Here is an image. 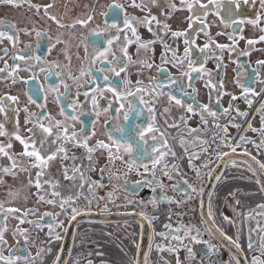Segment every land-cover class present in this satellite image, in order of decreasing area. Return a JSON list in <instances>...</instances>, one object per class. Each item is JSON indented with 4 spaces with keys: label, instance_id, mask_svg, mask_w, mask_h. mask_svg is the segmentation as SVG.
I'll use <instances>...</instances> for the list:
<instances>
[{
    "label": "flooded vegetation",
    "instance_id": "1",
    "mask_svg": "<svg viewBox=\"0 0 264 264\" xmlns=\"http://www.w3.org/2000/svg\"><path fill=\"white\" fill-rule=\"evenodd\" d=\"M97 1L100 6L83 9L71 5L62 7V0H44L42 3L18 0L12 5L0 4V69H3L0 71V99L5 109L0 112V122L7 133L0 136V145L7 153H0V168H9L15 173L0 171V182L9 177L11 184L12 179H24L32 186V201L28 204L0 201L5 210L0 212V232L7 242L6 246L0 245V253L7 257L10 255L8 248H13L15 251L11 255L14 257H29L27 261L19 260L16 264H56L57 257H63L70 243V234H73L72 246L63 264H88L89 260L92 264H136L140 233L138 219L77 221L74 230L68 234V223L76 211L73 213L71 210L73 203H66L63 210L61 208V199L72 196L80 189L87 191L98 186L101 187L99 192H103L102 187L109 182V177L105 175L106 169L110 168L109 151L115 158L112 169L120 163L117 158L121 161L129 159L124 148H118L112 141L121 140V134L114 130L117 125L128 130L131 121L123 122L122 113L128 108V100H134L144 110L136 123L145 127L152 122L147 109L154 108V126L158 131L154 130L149 136L161 137L163 134L162 140L167 141L175 154L164 157L170 168L172 165L176 169L190 166L195 174L199 169L203 178V173H210L222 154L236 156L226 159L212 191L210 226L213 232H219L221 237L230 238L235 245H240L244 257L242 259V255L238 254L240 264H250L253 257L264 260L260 251V236L264 235L260 231L264 227V192L261 191L260 180H264V172L257 163H264V148L257 147L264 140L260 131L264 111H259L264 104V64L258 63L264 61V41H259V37L264 35L260 30L264 22L259 26L248 22L261 13L260 3L258 0L252 3L241 0L237 6L232 0H212L211 3L209 0H142V7H137L135 5H140L141 0ZM91 2L93 5V0ZM23 7L30 11L26 12ZM125 15L136 18L147 16L152 31H149L148 23H136L135 35L131 30L123 29ZM88 16L91 20L77 23ZM157 21L161 22L159 26ZM164 24L168 27L165 28ZM113 25L121 29L120 39L114 40V47L116 55L122 59L115 65L109 63L113 59L112 51L106 53L107 62H102L95 51L108 47L107 38L116 32ZM248 40L257 42L249 45ZM142 44H146V48ZM205 45L208 47L205 48ZM186 47L190 48L195 66H203L202 71L191 72L185 56ZM124 48L127 57L121 50ZM245 52L249 54L244 55ZM174 60L178 62L174 64ZM113 67L117 70L126 67L127 70L117 76L110 70ZM98 68L103 71H98ZM185 73H190L192 79ZM173 79L179 83L173 85ZM126 80L130 82L127 85ZM125 88L136 95L123 101L124 109L118 114L116 109L120 104L116 101V92L110 89L123 93ZM245 89L252 91L245 92ZM257 93L259 95H255ZM169 94L179 98L181 104L177 105L174 99L170 101ZM244 95L249 97L250 106L243 99ZM233 96L237 99L233 100ZM141 100L145 103L141 104ZM236 100H242L250 112L235 109ZM230 101V112L225 115L223 109L229 108ZM187 105H192V112L187 110ZM204 105L216 112V116L208 115L202 107ZM238 112L246 113V116L241 120ZM202 115L207 123L202 121ZM73 116L77 118L73 119ZM49 117L66 126L69 137L75 132L76 139L83 143L61 138L67 158L62 159L65 153H57V159L50 162L39 178L41 187L37 188L36 172L40 169L31 167L36 163L34 157L22 155L24 145L15 136L18 134L27 140L34 133L38 141L39 136L44 134L40 125L53 126ZM233 124H239V127ZM249 124L256 131L248 130ZM242 136L256 143H240L237 146ZM53 138L49 137V143L45 144L49 153L58 147L50 143ZM222 140L230 141V146L223 144ZM9 143L10 148L7 147ZM101 144H107L109 148ZM152 144L149 140V153ZM205 145L208 146L207 151L204 150ZM10 156L17 157V169H12ZM102 158L108 159L107 162L100 161ZM244 159L250 160L255 169H249ZM74 167L79 169L76 178L65 179V169L72 175ZM25 168L30 172L22 170ZM79 173H84L83 180L77 175ZM95 173L96 176H93ZM45 180L58 182L56 190L59 196H52L53 189L45 184ZM70 182L75 183L68 188ZM223 188L227 190L217 192ZM23 194L28 192L22 190L16 193L18 197ZM49 200H55V203H48ZM96 203L93 201L92 205ZM112 207L114 205L108 200L97 209L106 211ZM9 208L17 211L9 213ZM75 209L79 210L76 206ZM116 209L133 207L117 206ZM164 209L140 210L151 230L145 255L147 264H237L230 248L217 241L208 228L199 230L201 235L198 238L203 242L195 243L191 235L196 234L197 227H184ZM21 219L32 223H21ZM125 227L128 229L125 230ZM17 228L24 231H17ZM182 228H191L190 235L185 236ZM9 229L10 236H7L4 231ZM117 229H123L122 236L117 235ZM92 233L98 234L95 235V244L89 247L77 245L79 240L94 242ZM250 240L253 244L251 250L248 248ZM188 248L192 249L191 254Z\"/></svg>",
    "mask_w": 264,
    "mask_h": 264
},
{
    "label": "snow or ice",
    "instance_id": "2",
    "mask_svg": "<svg viewBox=\"0 0 264 264\" xmlns=\"http://www.w3.org/2000/svg\"><path fill=\"white\" fill-rule=\"evenodd\" d=\"M18 0H0V4H8V5H12L17 3ZM212 0H209V3H211ZM233 3H235L237 6L240 5L241 0H232ZM244 3H252L255 2V0H243ZM258 2L261 5V13L258 14L255 19H251L248 22L252 23L253 25H257L259 26L261 24V22H264V0H258ZM137 7H142V0H141V4L140 5H135ZM230 11V10H229ZM91 20V16H88L86 19H82L77 21V23H81L84 24L87 21ZM152 20H155V17H152ZM136 23L139 24H145L148 23L149 24V31H152V27H151V23L148 19V17H143V18H136V17H132L129 15H125L123 18V29L125 30H131L133 32V34L135 35V27L134 25ZM161 22L157 21V25L159 26ZM165 28L168 27V25L164 24L163 25ZM114 28H116V32L107 38L106 42L108 47L104 48L103 51H99L98 49H95L96 54L99 58H101L102 62H107V56L106 53L109 51H112V55H113V59L111 62V64H118L120 62V60L122 59V57L116 55V51H115V47H114V40H119L120 36H121V29L117 26V25H113ZM105 30H107V26H105ZM262 32H264V27H261L260 29ZM179 33H173V35H178ZM0 35H2V33H0ZM39 35V34H38ZM125 41L127 42V38L125 37ZM259 41H264V35H261L259 37ZM59 42V41H57ZM257 41H253V40H248L247 43L249 45H252L254 43H256ZM186 43H190L188 41H186ZM142 47L146 48V44H142ZM205 48L208 47V45L204 46ZM222 47V46H221ZM124 53V57L128 56V53L126 51V48L121 49ZM201 51H203V49H201ZM138 54H139V49H138ZM244 55H248L249 53L245 52L243 53ZM185 56L186 58H188V67L191 70V72H200L203 70V66L201 65V67L197 68L195 66L196 61H194L191 56H190V48L186 47L185 48ZM36 59H39V57H37ZM162 62H163V57H162ZM178 61H173V63H177ZM258 63L260 64H264V61H258ZM148 67H151V65H146ZM111 71H113L115 73V75L119 76L120 72H126V67H120L118 70L113 67L110 69ZM0 71H3V69H0ZM98 71H103V69H99ZM187 75H189V79L191 80L192 77L190 75V73H185ZM104 80L107 81L108 77L105 76ZM129 81H125V84H129ZM137 83L139 84L140 82L137 81ZM171 83L173 85L178 84L179 81L177 80H171ZM65 87H67V85H65ZM112 91L116 92V101L120 104V107H118L116 109V112L118 114L121 113V110L124 109V103L123 101L128 100L129 97H135V93L131 92L130 90H128V88H125L124 92L121 93L119 92L118 89H110ZM181 92H183V89H180ZM251 89H245V92H251ZM264 91V90H262ZM185 95H187V93H184ZM255 95H259L258 93ZM10 99H15V97H10ZM175 100V103L177 105L181 104V100L179 98H176L174 96H172L171 94H169V100ZM233 100L237 99V97L233 96L232 98ZM243 99L245 100L246 103L251 104V101L249 99V97L247 95L243 96ZM141 104H144L145 102L143 100L140 101ZM219 103V101H218ZM93 104H96V100L95 98H93ZM3 105V100L0 99V112H4L5 109L2 106ZM204 111L208 112V115L215 117L216 116V112L211 111L207 105L202 106ZM231 109V101H230V106L228 109H223V112L225 113V115L229 114ZM187 110L189 112L193 111L192 105H187ZM104 111L106 112L107 109L105 108ZM148 113L151 114V120L152 122H150L146 127L144 125L138 124L136 123L137 120H139L141 118V116L143 115L144 110L142 108H139L134 100H128V108L126 111H123L122 113V117H123V122H129L130 126L128 128L127 131H125V128L117 125L115 127V131L119 132L121 134V140L116 141L113 140L112 143L113 145L119 147H123L125 152L129 154V159L128 161H126V164L128 166V168L131 170L133 167H136L137 170H139V168H143L144 173H147L146 176L143 177V179L139 182H137V184L133 185V191H135V189L137 187H141V186H148L151 191L155 192V187H153V185H159L160 188H163V185L161 183V179L158 178L156 176V172L157 170H159L163 176H167L169 179L172 178L173 172L176 171V166L172 165L171 168L169 167V165L164 162V157L167 155H175L170 147L167 144L166 140H162V135L161 137H158L156 135H151L149 136V133H152L154 130L158 131V129H155L154 126V121H155V115H154V108L149 107L147 109ZM165 111H168V109H165ZM259 111H264V104L261 105V109ZM238 116L239 118L242 120L245 116L246 113H239L238 112ZM73 119H76L77 117L73 116ZM49 121L53 124V126L51 127H45L44 125H40L41 131L42 133L46 134L44 136V138L40 139L39 141L36 140L35 138V134L33 133L32 136H30L27 140L22 139L18 134L15 136V139L20 141L21 144L24 145L25 151L24 153H22V155H26L28 157H34L36 163H33L31 165V167L33 168H38L40 169L39 171L36 172V177H37V182L35 184V186L37 188H40L41 185L39 183V178L44 175V170L47 169L49 167V164L51 161H54L57 159V153H65V156L62 157V159H66L67 155L66 152L67 150L63 147V145L60 143L61 138H63L65 141L69 140V139H75L77 144H81L83 143V141H80L78 139H76L77 134L75 132L72 133L71 137L68 136V132H67V127L62 125L61 122L59 121H52V118L49 117L48 118ZM201 119L204 123H207V120L204 119L203 115L201 116ZM28 122V121H26ZM35 123V122H34ZM232 126L234 127H239V124H233ZM61 129H63V131H61ZM248 130H252V131H256V129H253L252 126L249 124ZM30 132H32V129H29ZM261 134L264 135V116H262L261 118ZM225 134H227V128L225 127L224 129ZM3 135H7V133L4 130V124L2 122H0V136ZM49 137H55L53 139H51L50 143L52 145H58V147L55 148V150L51 151L49 153V150L47 148H43V146L46 143H49ZM109 139H111V135L109 134ZM151 140L153 142L152 146H151V153H149L148 151V141ZM223 144H225L226 146H230V141L228 140H222L221 141ZM37 143H39L40 147H37ZM240 143H253L255 144V141H248L245 137H241L240 141L238 142L237 146H239ZM31 146V150H29V147ZM102 147L104 148H109V145L107 144H101ZM7 147H11V144L9 143L7 145ZM207 145H205V151H207ZM257 147L260 148H264V140H261L259 145H257ZM43 149V151L41 150ZM89 151H91V149H89ZM233 152H235V148L232 149ZM0 153H3L5 155H7V153L5 152L4 146L0 145ZM247 154V153H245ZM189 155L191 156V153H189ZM227 155V154H224ZM10 159L13 160L12 163V169H17L19 166L17 164V157L14 156H10ZM73 159H75V157H73ZM109 162H112V153L111 151H109ZM255 159V158H253ZM89 160H91V157H89ZM190 165H191V160H190ZM257 163L259 164V168L262 172H264V163H261L259 161H257ZM204 167H209V165H204ZM249 169H251V165L248 166ZM24 171H29L30 169L25 168L22 169ZM0 171L4 172V173H11V174H15L14 172L11 171V169L9 168H0ZM79 171L78 167H74L72 169V175L68 174V169H65V179H75L76 178V173ZM103 171V169H102ZM138 174H140L138 172ZM196 175L198 178L201 177V172L199 169L196 170ZM217 180H219V177H216ZM81 180H83V175L81 174ZM32 181L30 180L29 183H31ZM185 184H187V181L184 182ZM45 184H49L53 191H52V196H59V192L56 190L59 185L58 182L53 181V180H45ZM81 187H83V184H81ZM189 188H191V191H196L195 188H192L191 185H188ZM181 189L179 188H173V191H179ZM261 191H264V185H262L261 187ZM9 195H13V193H9ZM111 195V194H109ZM185 195L186 196H190V193L185 191ZM43 199V198H41ZM73 197H67V198H62L61 199V208L63 210V206L66 203H71L73 201ZM161 201L163 202H167V203H172L173 201L171 200H167L166 197H161L160 198ZM48 203H55V200H49ZM150 203H153L155 205L156 203V199L153 198L152 201H150ZM72 212L75 213L76 209L75 206L73 204L72 206ZM5 210L3 209V206L0 205V212H4ZM17 211V209H13V208H9L7 209V212L12 213ZM63 214V213H62ZM73 220L75 219V215H73L71 217ZM225 220H227V217H224ZM21 223H32L31 221H25L23 219H21L20 221ZM38 223V222H37ZM49 229H50V234H51V225H49ZM184 232L185 236H189L191 233V228H182L181 229ZM17 231H24L21 230L19 228H17ZM260 231L262 233H264V227L260 228ZM209 232H211V228L209 229ZM201 235V233L199 232V230H196V234L195 235H191V239L195 242V243H201L203 241H201L198 237ZM174 238H178V237H174ZM57 239H59V236L57 235ZM27 242V241H26ZM206 243V242H204ZM7 242L4 240L3 238V234L2 232H0V245H4L6 246ZM159 245H157V248L159 249ZM235 247L237 249L240 248V245L237 243L235 245ZM253 247V244L251 242V240L249 241L248 244V248L249 250H251ZM26 250V249H25ZM8 251L10 253L9 256L5 257L2 253H0V262H3V264H16L17 261L19 260H24L27 261L29 259V257L27 256H18V257H14L13 255H11L12 252L15 251V249L13 248H8ZM260 251H261V255H264V235L260 236ZM188 252L191 254L192 253V249L188 248ZM61 260V257H57V262L56 264H59ZM88 264H92V261L89 260ZM145 264H147V256H145ZM237 264H240L239 260H237ZM250 264H264V260H261L258 257H253L251 259Z\"/></svg>",
    "mask_w": 264,
    "mask_h": 264
},
{
    "label": "built area",
    "instance_id": "3",
    "mask_svg": "<svg viewBox=\"0 0 264 264\" xmlns=\"http://www.w3.org/2000/svg\"><path fill=\"white\" fill-rule=\"evenodd\" d=\"M244 106L240 101L236 102L234 107L238 110H245V106ZM116 170L111 169V170H107V174L108 175H112L117 177L118 179L124 180V181H129V182H137L139 179L138 177V172L139 170H137L136 167H133L131 170L128 168L126 162H120L117 165ZM140 169V168H139ZM114 170V171H112ZM131 173L133 174L132 177ZM163 177L165 179V181H162V183H166L167 189L164 190V187L159 191L162 195H165L167 198H170L171 201H173L172 203H168L166 208L162 207L161 209L159 208V210H166L172 217V219H174L175 221L180 222L182 225H184L185 227H189V226H193V227H199L201 220L198 217L197 214V203L199 202V198H200V188L199 190H197L195 187H201V180L202 178H198L197 175L195 174V171L192 170L189 173H178L177 176H175L171 179H169L167 176H163L160 175V178ZM187 181L188 185H191L193 188L196 189V191L194 193H192L190 196H186L185 195V190L181 189L179 191H173V188L175 185H177L178 183H183ZM142 187L139 191H142L146 188ZM108 192H111L114 194V197L112 199V204L114 205V207L117 206H121V207H126L128 205L130 206H134L136 208H140L143 210H151L154 208V204L150 203L149 204H142V205H147L148 208H144L143 206H141V203H138L137 201H135L133 198L134 194L136 193H129L125 188L123 187H117L116 184L112 181L108 188H107ZM138 192V191H137ZM177 193V192H181L179 195H174L173 193ZM117 194H119L117 196ZM80 197H78L75 201V203L81 207L83 210H87V209H97L101 203L102 200H98L96 204L92 205V203H90L84 195L79 194ZM155 198V197H154ZM177 202L174 203V202ZM150 202V201H149ZM91 206V207H90ZM189 206L191 208V210L186 211V207ZM195 212V213H194ZM185 214V215H184ZM187 215V216H186Z\"/></svg>",
    "mask_w": 264,
    "mask_h": 264
},
{
    "label": "water",
    "instance_id": "4",
    "mask_svg": "<svg viewBox=\"0 0 264 264\" xmlns=\"http://www.w3.org/2000/svg\"><path fill=\"white\" fill-rule=\"evenodd\" d=\"M230 156L236 157L230 153L227 155H224V154L221 155V157L215 163L211 172L207 175L206 181H205L203 188H202L198 211H199V215L201 216L203 221L206 223L208 229L211 228V226H210L211 218L209 215V201H210L211 193H212V190H213L215 183L217 181L216 177L220 176L221 171H222L224 164L226 162V159L229 158ZM244 160L249 165H251L252 168L255 169V165L252 164L250 160H247V159H244ZM262 185H264V180H260V187H262ZM125 186H126V184H125ZM132 212L135 215V216L133 215L134 216L133 219H138L140 222V228H139L140 233H139V238H138L135 263L136 264H144L145 253H146V250L148 249V246H149L151 230H150L149 224L145 221V219L141 213H139L137 211H132ZM126 214H127V211H111V212L110 211L109 212L79 211V212L75 213V217H76V220L84 221V222H111V221H120V220H131L129 218H126L127 217ZM71 220H72V218H71ZM71 220H70V222H71ZM70 222L68 223V226H67L68 234L71 231ZM211 233L214 236H217V238L222 242V244L226 248H228V247L230 248V249L229 248L228 249L231 250V252L237 258V260H239L237 257L239 253L242 255V259H244L240 248L237 249L235 247L232 249V246H231L228 238H226L224 236L223 237L218 236L217 234H219V232L218 233L213 232L212 228H211ZM71 244H72V239H71V242L69 243V245L67 246L66 251L63 253V257L61 258L59 264H63V261L69 252ZM239 262H240V260H239Z\"/></svg>",
    "mask_w": 264,
    "mask_h": 264
},
{
    "label": "rangeland",
    "instance_id": "5",
    "mask_svg": "<svg viewBox=\"0 0 264 264\" xmlns=\"http://www.w3.org/2000/svg\"><path fill=\"white\" fill-rule=\"evenodd\" d=\"M44 0H32V2H38V3H42ZM60 5H62V7H64V6H66V7H69L70 5L71 6H74V7H77V6H79V8H84V7H90L91 6V8H94L96 5L97 6H100V2H98L97 0H93V5H92V2H91V0H62V2L60 3ZM23 9H25L26 10V12H28V11H30V10H28V9H26V8H24L23 7ZM16 11H17V8H16ZM19 11V13L21 14V10H18ZM41 23H42V19H41ZM44 136H45V134H43L42 136H39V138H38V141L40 140V139H42V138H44ZM16 146V145H15ZM18 147H19V144H18ZM40 147V146H39ZM46 146L44 145L43 146V148H45ZM102 160H104L105 162H107V160L108 159H105V158H102V159H100V161H102ZM115 160V158H112V161H114ZM117 160L118 161H120L121 162V160H120V158H117ZM81 161H83V160H81ZM109 162V161H108ZM113 165V163L112 162H110V167ZM117 168H119V167H116L114 170H116ZM183 168H186V167H184L183 166ZM114 170H112V171H114ZM81 174L83 175V177H84V173H79V174H77L78 176L80 175L81 176ZM96 174L97 173H95V174H93V176H96ZM205 174V172L203 173V175ZM133 176V174L131 173V176L130 177H132ZM173 176V175H172ZM1 177V176H0ZM202 183H203V181H201ZM12 183L13 184H11V182H10V178L8 177L6 180L5 179H3V181H1L0 182V185H1V187H0V201H2V202H4V201H13V203H16L17 205H21V204H28L29 202H31L32 201V195H31V193H30V189L32 188V186H30V185H28V184H26L27 182L23 179V181H19V180H15V179H12ZM75 182H70L67 186H68V188L70 187V186H72L73 184H74ZM114 183L116 184V186L117 187H121L120 185H122V183L120 182V181H114ZM163 186H167L166 185V183H164L163 184ZM94 188H96V189H98V186L97 187H94ZM94 188H91V189H89V190H87V191H83L82 189H80V190H78L77 191V193H74L72 196H68V197H73L74 199H73V201L71 202V203H75V201H76V199L78 198V197H80L79 196V194H81V195H86L87 197H86V199H88V200H92L94 197H95V193L96 192H91L92 191V189H94ZM99 188H101V187H99ZM197 190H199V188L200 187H195ZM22 190H24V191H27L28 192V194L27 195H25V194H23L21 197H18L17 195H16V193H20V192H22ZM224 190H227V188H223V189H218L217 190V192H222V191H224ZM13 193V195H9V193ZM119 194H117V196H118ZM160 198L161 197H156L155 199H156V203L158 204L159 202H160ZM215 204V203H214ZM74 205H76V204H74ZM217 205V204H216ZM215 205V207H217ZM141 206H143L144 208H148V206L147 205H142L141 204ZM91 207V206H90ZM156 208V207H155ZM162 207H160V209H161ZM68 209V208H67ZM216 209V208H215ZM154 211H155V209H153ZM158 224H160V223H157V225ZM129 226V225H128ZM125 230H127L128 228L127 227H125L124 228ZM122 231H123V229H117V235L118 236H122L123 235V233H122ZM5 232V234L7 235V236H10V229L9 230H5L4 231ZM95 235H98V234H95V233H92L91 234V236H92V238L94 239V242L93 241H90V243H89V240H88V242L87 243H85V242H81L82 240H79L78 241V243H77V245L79 244V245H83L84 247H89V245H91V244H95L96 242H97V240H96V237H95ZM72 240H73V238H72ZM71 246H72V244H71ZM217 246L220 248V244H217Z\"/></svg>",
    "mask_w": 264,
    "mask_h": 264
},
{
    "label": "bare ground",
    "instance_id": "6",
    "mask_svg": "<svg viewBox=\"0 0 264 264\" xmlns=\"http://www.w3.org/2000/svg\"><path fill=\"white\" fill-rule=\"evenodd\" d=\"M242 107H244V106H242ZM192 171V167H190V166H186V168H183V167H181V168H178V169H176V171H174L173 172V178L175 177V176H177L178 175V173H181V172H183V173H189V172H191ZM139 173L140 174H138V177H139V179L140 180H138L137 182H139V181H141L142 179H143V177L144 176H146L147 175V173H144V170H143V168H140L139 169ZM209 174V173H208ZM207 174V175H208ZM160 175H162V173L159 171V170H157V172H156V176L158 177V178H160ZM207 175L205 176L206 178H207ZM161 179V183H162V181H165V179L163 178V177H161L160 178ZM217 182V181H216ZM162 185H163V183H162ZM215 185H216V183H215ZM146 185H144V186H141V187H138V189H135V191H133V189L132 190H127L129 193H135L134 194V196H133V198L132 199H134L135 201H137L138 203H141V204H149L150 205V202L149 201H152L153 200V198L155 197V195H158V192L161 190V188H160V186L159 185H153V187H155V192H153V191H151V189L147 186L144 190H142V191H139L142 187H145ZM186 186V188H187V190H188V192L190 193V195L192 194V193H194L193 191H191V188H189L188 187V183L187 184H183V183H178L177 185H175L174 187L175 188H179V189H183L184 187ZM164 187V190H166L167 189V187H165V186H163ZM192 187V186H191ZM215 187V186H214ZM193 188V187H192ZM214 189V188H213ZM138 191V192H137ZM213 191V190H212ZM173 193V192H172ZM181 192H177V193H173L174 195H179ZM174 203H176L177 204V202L175 201ZM199 202L197 203V210H198V207H199ZM141 209L140 208H136V207H133V209H128L127 210V217L126 218H129V219H133L134 218V214H133V212L132 211H140ZM167 210V209H166ZM186 211H189V210H191V208L189 207V206H187L186 207V209H185ZM82 211V210H81ZM77 212H79V211H77L76 210V213ZM157 213H163V211H158ZM195 213V212H194ZM75 215V214H74ZM134 215V216H133ZM185 215V214H184ZM187 216V215H186ZM149 217H151V215L149 216ZM148 217V218H149ZM77 221H79V220H76V217H75V219L73 220L72 219V221H71V231H73L74 230V225H75V223L77 222ZM189 227H191V226H189ZM205 228H208L207 227V225H206V223L204 222V221H201V223H200V226L199 227H197V229L198 230H203V229H205ZM72 236H73V234H70V242H71V239H72ZM218 236H222L221 234H218ZM215 238H216V240L217 241H220L218 238H217V236H215ZM228 240H229V242H230V244H231V246H232V249L233 248H235V243L233 242V240L232 239H230V238H228ZM68 245H69V243H68ZM146 253H147V250H146ZM146 253H145V255H146Z\"/></svg>",
    "mask_w": 264,
    "mask_h": 264
}]
</instances>
